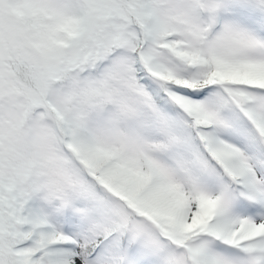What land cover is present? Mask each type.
Returning a JSON list of instances; mask_svg holds the SVG:
<instances>
[{"label": "snow or ice", "instance_id": "obj_1", "mask_svg": "<svg viewBox=\"0 0 264 264\" xmlns=\"http://www.w3.org/2000/svg\"><path fill=\"white\" fill-rule=\"evenodd\" d=\"M0 264H264V0H0Z\"/></svg>", "mask_w": 264, "mask_h": 264}]
</instances>
